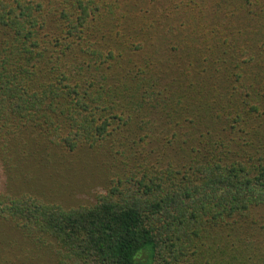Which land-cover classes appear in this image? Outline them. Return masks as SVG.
<instances>
[{
  "label": "trees",
  "instance_id": "1",
  "mask_svg": "<svg viewBox=\"0 0 264 264\" xmlns=\"http://www.w3.org/2000/svg\"><path fill=\"white\" fill-rule=\"evenodd\" d=\"M240 1L128 35L96 28L117 1L0 0V264H264V13ZM82 149L122 168L90 204L16 184Z\"/></svg>",
  "mask_w": 264,
  "mask_h": 264
},
{
  "label": "rangeland",
  "instance_id": "2",
  "mask_svg": "<svg viewBox=\"0 0 264 264\" xmlns=\"http://www.w3.org/2000/svg\"><path fill=\"white\" fill-rule=\"evenodd\" d=\"M112 1H117L114 4L116 20L113 22L104 20L100 24H96L98 31L115 29L131 35L133 30L138 29L135 28V25L141 16L152 15L156 18H163L172 15L169 0H163V6L157 5L160 0H132L139 7V11L135 15L122 9V4L127 0ZM152 1L154 3H151ZM240 2L245 4V11L253 10L264 13V7L259 5V2L264 4V0H242ZM185 27L190 30L189 25ZM167 46L169 45L167 44ZM135 53L138 54L139 60L144 59L145 54ZM160 61H164V59ZM50 162L43 159L36 164H26L23 174L16 184H19L20 188H32L42 194L45 200L59 203L67 208L90 204L94 201L95 195L104 191L109 186V182L122 170L105 149H82L72 153H54ZM9 250L13 254H17V258L21 261L25 259L20 257V255L26 254L24 244L11 245ZM42 256L41 253L36 252L34 260L37 262L32 264H43L44 260H46V264H49V259H42Z\"/></svg>",
  "mask_w": 264,
  "mask_h": 264
}]
</instances>
